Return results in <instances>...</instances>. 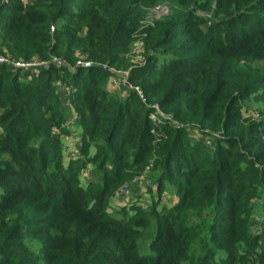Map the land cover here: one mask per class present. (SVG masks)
<instances>
[{"label": "trees", "instance_id": "obj_1", "mask_svg": "<svg viewBox=\"0 0 264 264\" xmlns=\"http://www.w3.org/2000/svg\"><path fill=\"white\" fill-rule=\"evenodd\" d=\"M213 1L220 26L167 17L145 40L149 67L133 72L142 93L116 99L99 85L110 74L99 63L118 59L139 0H0L3 57L71 65L28 80L0 64V264H264V124L240 104L264 98V0ZM63 18L69 27L55 30ZM79 54L94 66L75 65ZM61 79L81 85L76 106L109 151L147 159L154 149L157 193L177 186L180 203L123 218L105 188L79 184L60 150L67 117L52 86Z\"/></svg>", "mask_w": 264, "mask_h": 264}, {"label": "rangeland", "instance_id": "obj_2", "mask_svg": "<svg viewBox=\"0 0 264 264\" xmlns=\"http://www.w3.org/2000/svg\"><path fill=\"white\" fill-rule=\"evenodd\" d=\"M20 1L30 4L33 0ZM213 4V0H139V14L129 28V41L120 48L118 59L111 67L107 63H99L102 64L100 67L103 69L101 74H105L106 71L110 72L106 77L107 79L99 85L109 88L111 95L116 99L127 96L129 92L136 91L141 94V85L133 82V72L142 67H149L144 49L147 37L163 27L167 22V17L172 18L176 23L186 21L188 18L192 22L201 23L200 25L207 29L214 24L219 25L221 17H214L212 14ZM69 23L68 19L63 18L57 22L54 29L62 31L69 27ZM239 23H242V21L237 22L234 26L238 27ZM190 27L195 28V24ZM179 28L182 29L184 26ZM86 30L84 28L80 34H85ZM220 34V31H212L206 33L205 36H219ZM166 50L164 49L161 54H157V58L166 54ZM80 55L83 57L82 54ZM0 56L3 55L0 54ZM176 56L180 59L184 55ZM7 57L13 63H25V61L15 60L10 56ZM55 58L60 60L62 64L71 66L64 58L57 56ZM84 60L93 63L86 57ZM14 69L20 72L21 78H28V80L35 78L34 73L37 71L36 69L27 68ZM30 71H33V74H30ZM87 73L86 71L85 75ZM70 83V80L62 82L61 79L54 82L52 89L58 96L57 101L59 103L56 102V104L61 105L60 110L67 117V120L61 126L62 148L60 150L63 163L67 166L68 171L75 175L79 184L94 193L102 187L105 188L108 197L107 202L113 209V214L123 218H128L134 214L136 208L149 210V214L154 210L157 214H161L163 207L172 208L175 204L180 203L177 198V193L180 190L177 186L164 184L160 194L157 193L154 179L159 162L155 165L158 154L154 152V149H152V153L148 155L147 159H143V157L115 152L114 149L109 151L107 149L108 145L101 138L95 136L84 118H82L83 114L80 109L76 106L80 102L81 85L72 87ZM240 104L242 110L247 114L246 116L252 115L254 119L264 124V98L249 97L242 100ZM151 118L156 119L157 116L152 115ZM167 118L170 119L168 116ZM2 130L0 126V131ZM200 140L207 149L214 147L209 136H200ZM101 162L104 163L101 164ZM109 168H117L119 178L117 184L108 181V177L110 178ZM173 182H176V178H173ZM179 184L184 187L185 181H180ZM126 189L129 190V193H126ZM116 209L120 213H115ZM198 222L201 225L204 224V226L207 224L204 219H199ZM149 227L151 230L156 228L154 218H150ZM222 254V257L226 258V252Z\"/></svg>", "mask_w": 264, "mask_h": 264}, {"label": "built area", "instance_id": "obj_3", "mask_svg": "<svg viewBox=\"0 0 264 264\" xmlns=\"http://www.w3.org/2000/svg\"><path fill=\"white\" fill-rule=\"evenodd\" d=\"M53 63L58 64V65H62L61 61L55 57H53L51 60L37 59V60L25 62V63H15V62L13 63L8 58L0 56V64L1 65H10L13 68H27V69L39 70L42 68H47ZM77 66H81L84 68H91L94 66V64L92 62L85 61L84 59H80L77 62ZM105 69H106V67H105ZM125 191H126V193H129L128 189H126Z\"/></svg>", "mask_w": 264, "mask_h": 264}]
</instances>
